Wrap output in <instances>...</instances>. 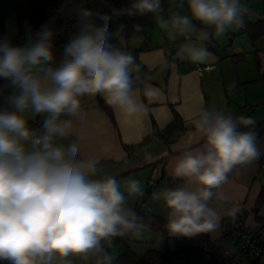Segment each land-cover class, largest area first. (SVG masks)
I'll return each instance as SVG.
<instances>
[{
	"label": "clouds",
	"instance_id": "obj_1",
	"mask_svg": "<svg viewBox=\"0 0 264 264\" xmlns=\"http://www.w3.org/2000/svg\"><path fill=\"white\" fill-rule=\"evenodd\" d=\"M247 11L241 0H168L167 15L162 0H135L126 10L151 13L170 40L189 41L176 56L194 64L211 58L203 46L208 29L219 38L233 26L243 27ZM79 14V34L55 66L47 26L24 46L0 42V80L5 81L0 94L7 90L6 106L0 107V261L8 264H74L73 258L80 264H117L115 239H140L146 227L127 207L128 197L144 195L140 181H127L125 195L116 178H93L98 160L78 158L74 142L59 143L71 135L82 97L101 95L128 116L142 110L132 75L139 65L131 53L108 42L110 17L101 15L104 23L98 26L88 21L90 10ZM193 37L201 43L191 42ZM145 95L155 92L146 87ZM36 117L42 118L39 131L30 126ZM190 120L204 143L175 163L173 174L185 184L153 193L170 210L169 234L183 237L219 228L211 202L223 198L219 190L237 166L261 155L256 133L239 130L254 127L251 117L201 107Z\"/></svg>",
	"mask_w": 264,
	"mask_h": 264
},
{
	"label": "crops",
	"instance_id": "obj_2",
	"mask_svg": "<svg viewBox=\"0 0 264 264\" xmlns=\"http://www.w3.org/2000/svg\"><path fill=\"white\" fill-rule=\"evenodd\" d=\"M20 3L22 4L21 1ZM162 3L167 15L168 1L162 0ZM241 3L248 10L244 17L246 22L264 21V0H241ZM111 13L117 19V10ZM121 26L122 31L118 32ZM108 31V42L131 53L136 64L146 69L145 80L137 87L134 86V95L142 105V110L136 115L128 116L111 106L115 119L111 123L107 114L97 105V95L85 96V105L72 118L71 135L59 143L66 147L74 142L79 147L78 158L98 160L99 172L93 178H116L125 195L127 181H140L144 195L128 197L127 207L134 208L145 196L144 208L164 217L167 223L170 210L163 199H154L153 193L167 190L169 178L179 180L180 186L185 184L184 179L173 174L175 163L185 151L200 148L204 143L190 117L201 107H208L234 116L251 117L255 123L264 121V78H261L264 75V34L253 41L244 28L233 26L226 32L230 38L227 39L224 54L217 47H208L204 42L203 46L212 55L209 62L200 65L212 67L199 72L192 65L194 63L181 61L176 56L177 50L189 41L179 36L175 41L170 40L167 33L155 24L151 13L129 15L126 12L125 19L111 24ZM191 42L201 43L195 37ZM146 87L151 88L155 95L146 96ZM175 116L180 118L183 129L169 145L156 140L150 145L147 155L124 160L126 152L122 148L123 144L141 141L153 132L154 126L163 129ZM41 122V117L30 119V126L35 129L40 127ZM257 146L260 153L264 151V136L257 140ZM258 160L259 158L251 164L238 166L233 176L228 177L219 190L223 193V198L211 202L220 217L219 228L209 233L211 241L220 240L223 229L236 222H242L251 228L259 219H264V205L257 212L254 211V203L264 188V169L258 167ZM149 182H154L155 186L152 192L146 193ZM153 231L158 235L149 236L163 240L164 250L171 246L175 250L183 243L191 242L186 241V238H192L171 235L168 230L166 233ZM143 235H146L145 230ZM130 240L128 237V241ZM135 240L133 238L134 243ZM147 249L148 245L145 246V251ZM75 263L80 264V261Z\"/></svg>",
	"mask_w": 264,
	"mask_h": 264
},
{
	"label": "trees",
	"instance_id": "obj_3",
	"mask_svg": "<svg viewBox=\"0 0 264 264\" xmlns=\"http://www.w3.org/2000/svg\"><path fill=\"white\" fill-rule=\"evenodd\" d=\"M3 2L11 3L17 11V24L18 30L24 34L25 41L36 39V33H38L44 26L50 28L53 32L52 44L54 53L53 66L57 65L64 57L65 46L79 34L81 27L80 10L88 9L92 12V16L88 18V21L98 26L103 25V21L100 19L101 15H108L110 20L108 21V28L116 21H123L125 19L126 10L131 8V5L135 0H25L24 7L18 0H1ZM167 2L168 0H163ZM113 10H117V19L112 17ZM243 28L249 33L251 39L255 41L261 34H264V21L258 20L255 23L246 22ZM210 33V39L206 42V46L212 45V29H208ZM2 41L11 42L13 46L16 45L17 39L1 38ZM135 87L140 85L146 78V69L143 66H139V71L132 73ZM261 78H264L262 75ZM5 84V81L0 80V85ZM4 95H7V90L3 94H0V107H5ZM97 105L107 114L112 121L115 122L112 107L105 103V100L101 95H97ZM85 105L84 97L81 98V107ZM182 123L178 116H175L173 121L163 129L153 127V132L150 135L143 138L141 141L124 145L123 149L126 152V158L124 160L129 161L137 157H143L149 153L150 145L156 140H162L166 145L174 140L179 132L182 131ZM240 131H254L259 140L264 136V121L255 123L254 127H241ZM238 167V166H237ZM237 167L229 174V177L233 176ZM163 173V171H162ZM154 183V182H153ZM168 189H174L180 187L179 180L169 178ZM147 192L153 191L154 186L149 182L147 183ZM147 195V194H146ZM145 196L142 201L132 208L138 216L141 218L145 226L150 229L166 233V220L164 217L155 215L147 211L144 208ZM254 211L257 212L259 208L264 205V188L260 192L256 203H254ZM264 221L259 219L257 222ZM235 224L229 225L234 226ZM228 226V227H229ZM117 241L123 246V251L117 255V264H171L170 255L180 254L183 252L185 260L180 264H201V259L208 256L207 264H220L223 261L225 253L232 249L231 243L224 242L220 239L218 241H211L208 234H200L190 239L186 238V241L191 243H183L177 249L171 251L170 249L160 250L157 248H149L142 255L135 253L130 246H128V238H117ZM168 258V260H167ZM255 261V262H254ZM252 264H259L258 260H251ZM261 264H264L262 261Z\"/></svg>",
	"mask_w": 264,
	"mask_h": 264
},
{
	"label": "built area",
	"instance_id": "obj_4",
	"mask_svg": "<svg viewBox=\"0 0 264 264\" xmlns=\"http://www.w3.org/2000/svg\"><path fill=\"white\" fill-rule=\"evenodd\" d=\"M192 65L195 70L199 72L212 67L200 64ZM39 129V126L35 128L37 131H39ZM258 162V167L264 169V151L261 152ZM151 184L155 186V183L151 182ZM223 230L224 232L221 239L224 240V242L231 243L232 249L225 253L223 261L220 264H244L246 261L252 264L251 260H258L260 261L259 264H261L262 261H264V221L257 222L256 225L251 228L239 222ZM184 255L183 252L178 255L180 262L185 260ZM0 264H8V262L0 261Z\"/></svg>",
	"mask_w": 264,
	"mask_h": 264
},
{
	"label": "rangeland",
	"instance_id": "obj_5",
	"mask_svg": "<svg viewBox=\"0 0 264 264\" xmlns=\"http://www.w3.org/2000/svg\"><path fill=\"white\" fill-rule=\"evenodd\" d=\"M19 2L21 1L22 4H25V0H18ZM26 7V6H25ZM17 11L15 9V7L13 5H11V3H7V2H3L0 0V42H3L1 40L2 37H5L7 39H17V43L15 46H24L25 44L28 43V41H25L24 38V34L21 33L17 28H18V24H17ZM213 37V41H212V46L217 47L218 51L222 54L226 53V45L227 43V39L230 38L228 35H226V33L219 37V38H215ZM11 44V42H9ZM222 47V48H219ZM249 60V59H248ZM245 64V63H244ZM145 233L146 235H143L142 238L140 239H136L135 243L133 241V238H131L130 241H128V246H130V248L137 253L138 255H142L145 252V246L148 245L149 248H157L160 250H164V245L162 244L163 240H158L155 237L149 236V234H156L158 235V233L152 231V229H150L149 227H145ZM135 239V238H134ZM161 241V242H160ZM157 243V244H156ZM191 243V242H190ZM120 249H122L123 251V246H121V244L118 243L117 238L114 241V248L112 249V251L115 252L116 255L120 254ZM171 251H173V246L170 247ZM74 259V264H77L75 262H77L78 260H76V258ZM207 259L208 256H205L204 258L201 259V264H207ZM170 262L171 264H180L179 261V256L178 254H174L172 253L170 255ZM244 264H249L248 261H246Z\"/></svg>",
	"mask_w": 264,
	"mask_h": 264
},
{
	"label": "water",
	"instance_id": "obj_6",
	"mask_svg": "<svg viewBox=\"0 0 264 264\" xmlns=\"http://www.w3.org/2000/svg\"><path fill=\"white\" fill-rule=\"evenodd\" d=\"M167 260H168V258H167Z\"/></svg>",
	"mask_w": 264,
	"mask_h": 264
}]
</instances>
